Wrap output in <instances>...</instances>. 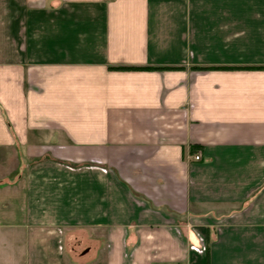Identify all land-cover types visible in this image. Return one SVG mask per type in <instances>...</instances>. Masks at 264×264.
Returning a JSON list of instances; mask_svg holds the SVG:
<instances>
[{
  "label": "crops",
  "instance_id": "crops-1",
  "mask_svg": "<svg viewBox=\"0 0 264 264\" xmlns=\"http://www.w3.org/2000/svg\"><path fill=\"white\" fill-rule=\"evenodd\" d=\"M0 264H264V0H0Z\"/></svg>",
  "mask_w": 264,
  "mask_h": 264
},
{
  "label": "trees",
  "instance_id": "trees-1",
  "mask_svg": "<svg viewBox=\"0 0 264 264\" xmlns=\"http://www.w3.org/2000/svg\"><path fill=\"white\" fill-rule=\"evenodd\" d=\"M119 68H122V67H119ZM126 68H141V67H126ZM196 149V147H193V151ZM207 250H208V246L206 245L205 247V254L207 253Z\"/></svg>",
  "mask_w": 264,
  "mask_h": 264
},
{
  "label": "built area",
  "instance_id": "built-area-1",
  "mask_svg": "<svg viewBox=\"0 0 264 264\" xmlns=\"http://www.w3.org/2000/svg\"><path fill=\"white\" fill-rule=\"evenodd\" d=\"M194 159H200V154H199V152H197L195 155H194V157H193Z\"/></svg>",
  "mask_w": 264,
  "mask_h": 264
}]
</instances>
